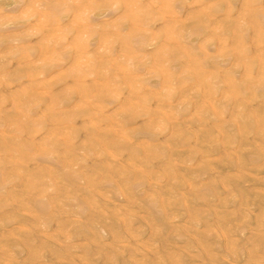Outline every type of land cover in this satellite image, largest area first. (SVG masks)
<instances>
[{
	"label": "bare ground",
	"instance_id": "6f19581e",
	"mask_svg": "<svg viewBox=\"0 0 264 264\" xmlns=\"http://www.w3.org/2000/svg\"><path fill=\"white\" fill-rule=\"evenodd\" d=\"M0 264H264V0H0Z\"/></svg>",
	"mask_w": 264,
	"mask_h": 264
}]
</instances>
